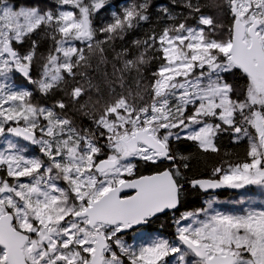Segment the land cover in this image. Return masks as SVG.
<instances>
[{
    "label": "snow or ice",
    "instance_id": "1",
    "mask_svg": "<svg viewBox=\"0 0 264 264\" xmlns=\"http://www.w3.org/2000/svg\"><path fill=\"white\" fill-rule=\"evenodd\" d=\"M218 189L264 196V0H0V264H264V205Z\"/></svg>",
    "mask_w": 264,
    "mask_h": 264
},
{
    "label": "trees",
    "instance_id": "2",
    "mask_svg": "<svg viewBox=\"0 0 264 264\" xmlns=\"http://www.w3.org/2000/svg\"><path fill=\"white\" fill-rule=\"evenodd\" d=\"M53 0H41L42 4L52 3ZM119 3H123V0H118ZM204 3H207L205 0H203ZM153 3L155 5H169L171 3V0H153ZM178 10V9H177ZM152 11V21L151 23L142 25L141 28H139L136 32L129 35L126 40L123 42L125 45H130V41L132 39L143 37L144 34L149 31L153 26L156 25L157 21V9L156 7H153L151 9ZM206 12L210 13L209 8L205 9ZM48 103H51V101H48ZM85 124L88 122L85 120ZM220 152L219 153H200L194 144L188 141H182L179 145H175L179 148L181 152H184L185 154L192 153L193 159L191 160V167L187 171V174L189 176H206L211 173L212 169L216 166H219L222 162V159L225 157V153H232L233 159L235 158V154H243V149L246 145V141L241 142L239 145L233 144L231 139L227 135H222L218 141H217ZM151 169H145L142 168L141 171L147 174ZM236 191H222V192H214L210 195H215L218 199H226L230 195H234ZM210 195H204V194H197L195 192L191 193L186 202L185 206L180 209V212L186 211V210H194L195 208H198L204 204V202L210 198ZM166 223V222H165ZM167 225V224H166ZM166 228V227H165ZM160 234H166V231L164 228L160 231H158Z\"/></svg>",
    "mask_w": 264,
    "mask_h": 264
},
{
    "label": "rangeland",
    "instance_id": "3",
    "mask_svg": "<svg viewBox=\"0 0 264 264\" xmlns=\"http://www.w3.org/2000/svg\"><path fill=\"white\" fill-rule=\"evenodd\" d=\"M208 4L212 2V0H205ZM210 13L215 15L218 20H222L225 23H227V17L223 15L218 9L215 8H209ZM252 192L254 194L251 195H244L243 197L236 191L234 195H230L226 199H218L215 195L216 198V204L215 206L222 211H230V210H237L240 208V201L244 200V207H247V203L251 202L254 205H264V196H261L259 194L258 189H253ZM163 228L166 227V223H163ZM159 233V232H156Z\"/></svg>",
    "mask_w": 264,
    "mask_h": 264
},
{
    "label": "flooded vegetation",
    "instance_id": "4",
    "mask_svg": "<svg viewBox=\"0 0 264 264\" xmlns=\"http://www.w3.org/2000/svg\"><path fill=\"white\" fill-rule=\"evenodd\" d=\"M180 214V212H177L176 215L178 216ZM166 222V228H164V230L166 231V234H163L165 236H168V237H172L174 236V232H175V228H174V225L171 221L170 218L168 217H164V216H161L157 221H155V223H153L151 225V229L154 231V232H158L160 230L163 229V223Z\"/></svg>",
    "mask_w": 264,
    "mask_h": 264
},
{
    "label": "water",
    "instance_id": "5",
    "mask_svg": "<svg viewBox=\"0 0 264 264\" xmlns=\"http://www.w3.org/2000/svg\"><path fill=\"white\" fill-rule=\"evenodd\" d=\"M222 191H236V190H230V189H218V190H215V192H222Z\"/></svg>",
    "mask_w": 264,
    "mask_h": 264
}]
</instances>
